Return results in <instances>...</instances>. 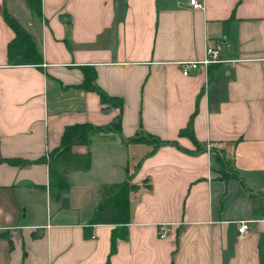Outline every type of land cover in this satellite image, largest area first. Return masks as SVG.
<instances>
[{
  "label": "crops",
  "instance_id": "obj_1",
  "mask_svg": "<svg viewBox=\"0 0 264 264\" xmlns=\"http://www.w3.org/2000/svg\"><path fill=\"white\" fill-rule=\"evenodd\" d=\"M201 1L40 0L37 16L0 0V264H264V0ZM4 13L40 63L9 61ZM215 41L223 60L181 73ZM84 66L120 108L80 86ZM74 122L94 125L70 146L90 165L53 201L37 159ZM127 175L138 186L109 252L117 224L88 221L99 183Z\"/></svg>",
  "mask_w": 264,
  "mask_h": 264
},
{
  "label": "trees",
  "instance_id": "obj_2",
  "mask_svg": "<svg viewBox=\"0 0 264 264\" xmlns=\"http://www.w3.org/2000/svg\"><path fill=\"white\" fill-rule=\"evenodd\" d=\"M31 9L38 16L40 15V0H28ZM4 20L7 25H10L13 29V36L6 46V55L12 62L16 63H33L38 64L42 59V54L37 47L35 40L31 33L23 28L16 19L8 14L4 13ZM228 20H226L227 22ZM95 71L92 67H83V79L80 86L83 88L94 89L100 97L103 105L101 108H106L111 105H117L119 108L122 104V99L119 96L107 95L100 88L94 84ZM190 114L186 126L179 130L180 133H185L192 137V122ZM119 115L117 116L115 123H118ZM114 123V124H115ZM94 128V125L89 122H74L69 125H65L63 128L59 144L57 147L50 151L48 157L43 156L38 158L39 161L47 162L48 171V195L50 200L57 201L63 193H66L70 189L69 174L73 170H85L89 167L91 156L89 152H77L71 151L70 146L76 139H85L88 132ZM138 137H130V139H137ZM153 141V145L164 142L162 139L150 136ZM10 162H28L19 158H10ZM224 176L229 175L222 171ZM235 174V172H234ZM233 174V175H234ZM138 185L130 182L129 175L125 176L121 180L117 181H103L99 183L97 191L104 193L105 199L95 205L92 216L89 223H115L116 227H113L110 235V247L109 252L115 249V239L119 236H123L126 230L125 223L130 218V196L134 188ZM104 264H108V259Z\"/></svg>",
  "mask_w": 264,
  "mask_h": 264
},
{
  "label": "built area",
  "instance_id": "obj_3",
  "mask_svg": "<svg viewBox=\"0 0 264 264\" xmlns=\"http://www.w3.org/2000/svg\"><path fill=\"white\" fill-rule=\"evenodd\" d=\"M189 3L195 7L202 6L201 0H188ZM204 54L201 56V58L198 59H186V60H180L178 61V64H180V70L181 73L186 75L191 69H197L199 66H203L204 68H207L210 64H216V62H219L223 60L221 56V48L220 44L218 42H208L204 46ZM237 224V232L243 233L248 230V222L245 219H240L236 222ZM168 230V227L164 226L159 234L160 236H163L165 232Z\"/></svg>",
  "mask_w": 264,
  "mask_h": 264
},
{
  "label": "rangeland",
  "instance_id": "obj_4",
  "mask_svg": "<svg viewBox=\"0 0 264 264\" xmlns=\"http://www.w3.org/2000/svg\"><path fill=\"white\" fill-rule=\"evenodd\" d=\"M152 143H153V141H152Z\"/></svg>",
  "mask_w": 264,
  "mask_h": 264
}]
</instances>
